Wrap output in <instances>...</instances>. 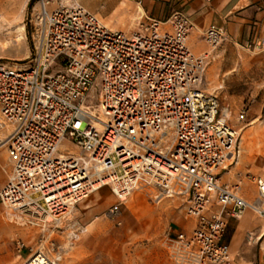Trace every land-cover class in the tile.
Instances as JSON below:
<instances>
[{"label":"built area","instance_id":"built-area-1","mask_svg":"<svg viewBox=\"0 0 264 264\" xmlns=\"http://www.w3.org/2000/svg\"><path fill=\"white\" fill-rule=\"evenodd\" d=\"M38 1L30 54L0 63V147L10 162L0 202L10 220L47 233L19 264H58L63 246L51 234L103 186L119 203L134 189L153 202L183 197L192 226L165 234L172 263L229 262L227 218L247 209L264 217V156L253 200L220 180L238 161V133L228 107L199 87L208 53L189 48L188 15L174 11L170 29L152 18L123 31L76 0ZM203 38L215 48L226 32L211 25ZM65 137L72 146L60 151ZM23 248L17 240L18 258Z\"/></svg>","mask_w":264,"mask_h":264},{"label":"rangeland","instance_id":"rangeland-1","mask_svg":"<svg viewBox=\"0 0 264 264\" xmlns=\"http://www.w3.org/2000/svg\"><path fill=\"white\" fill-rule=\"evenodd\" d=\"M71 1L62 0L64 4ZM34 2L0 0V21L4 19L0 26V62L20 64L30 54L31 33L39 9L38 0L36 4ZM52 2L54 0H50L49 5ZM107 21L105 19V24L109 25ZM249 44L227 51L222 59L223 65L218 67L225 73L210 76L202 89L216 94L219 103L228 107L229 119L238 133V161L229 167V172L220 175V180L238 186L245 198L253 200L256 197L254 178L259 173L260 159L264 155V47ZM206 45L203 52L208 55L219 46L211 48ZM96 91L94 89L93 93ZM241 108L245 114L238 119ZM71 146L65 137L59 150ZM116 202L110 188L103 186L75 205L69 219L50 236L57 237L63 246L58 264H173L162 240L168 231H188L191 228L192 221L184 217V198L171 196L153 202L144 191L134 189L117 210H112ZM6 213V209L0 206L2 223H10ZM254 215L257 219H264L256 213ZM15 227L17 231L6 235L0 226V264L10 263L17 254V240L24 243V248L13 264L21 263L28 247L36 245L42 233L45 234L43 238L47 237L38 226L20 224ZM73 228H77V235L71 238ZM57 233L60 237L55 236ZM226 264L247 263H232L231 259Z\"/></svg>","mask_w":264,"mask_h":264},{"label":"crops","instance_id":"crops-1","mask_svg":"<svg viewBox=\"0 0 264 264\" xmlns=\"http://www.w3.org/2000/svg\"><path fill=\"white\" fill-rule=\"evenodd\" d=\"M76 1L99 16L101 19L99 17L98 19L105 26L123 31L135 29L139 19L145 23L152 18L164 22L163 28L170 29L169 16L174 11H181L188 15L192 22L193 28L188 35L187 43L196 54L202 53L207 48L203 38L204 30L211 25L222 27L226 32V39L219 44L215 52L207 56V68L204 79L199 84L200 88H203L210 76L217 77L225 73V70L218 67L223 65L222 59L227 51H231L236 46L264 41V0ZM36 3L37 0L34 4ZM59 4L64 3L62 0H54L48 7L52 9ZM105 19L110 26L105 24ZM214 68L218 70L213 71ZM0 152V187H2L9 176L10 162L6 149H0ZM119 204L121 203L118 200L114 203V210L118 209ZM0 206L4 207L1 202ZM6 218L12 224L0 221V226L3 227L1 231L9 235L18 230L15 226L20 223L10 220L7 215ZM58 233L55 236L60 237ZM56 238L55 241L60 244V240ZM224 240L229 244L232 263L236 261V263L264 264V219H257L250 209L244 211L238 219L227 218ZM7 258L10 259L8 254ZM16 258L17 254L8 264H13Z\"/></svg>","mask_w":264,"mask_h":264},{"label":"bare ground","instance_id":"bare-ground-1","mask_svg":"<svg viewBox=\"0 0 264 264\" xmlns=\"http://www.w3.org/2000/svg\"><path fill=\"white\" fill-rule=\"evenodd\" d=\"M4 19H1V21H0V26H2L4 23ZM20 27V26H19ZM22 29V28H21ZM17 38V37H16ZM0 148H4V146H1ZM69 234V233H68Z\"/></svg>","mask_w":264,"mask_h":264}]
</instances>
